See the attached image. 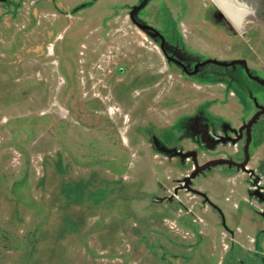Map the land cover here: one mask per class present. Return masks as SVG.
<instances>
[{"label":"rangeland","instance_id":"rangeland-1","mask_svg":"<svg viewBox=\"0 0 264 264\" xmlns=\"http://www.w3.org/2000/svg\"><path fill=\"white\" fill-rule=\"evenodd\" d=\"M237 1L0 0V264H264V0Z\"/></svg>","mask_w":264,"mask_h":264},{"label":"bare ground","instance_id":"bare-ground-1","mask_svg":"<svg viewBox=\"0 0 264 264\" xmlns=\"http://www.w3.org/2000/svg\"><path fill=\"white\" fill-rule=\"evenodd\" d=\"M237 27L245 21L248 8L237 0H215ZM228 17V18H229Z\"/></svg>","mask_w":264,"mask_h":264},{"label":"water","instance_id":"water-1","mask_svg":"<svg viewBox=\"0 0 264 264\" xmlns=\"http://www.w3.org/2000/svg\"><path fill=\"white\" fill-rule=\"evenodd\" d=\"M261 113H264V108L263 109H261V110H259L257 113H255L253 116H252V118L250 119V121L247 123V125H246V128H247V135H248V141L247 142H249L250 141V138H251V134H250V131H249V127H250V125H251V123L255 120V118L259 115V114H261ZM248 145V144H247ZM247 145L245 146V151H246V158L248 157V152H247Z\"/></svg>","mask_w":264,"mask_h":264},{"label":"flooded vegetation","instance_id":"flooded-vegetation-1","mask_svg":"<svg viewBox=\"0 0 264 264\" xmlns=\"http://www.w3.org/2000/svg\"><path fill=\"white\" fill-rule=\"evenodd\" d=\"M261 109H263V107H261L260 109L256 110L255 113H257V112H258L259 110H261ZM255 113H254V114H255ZM254 114H253V115H254ZM260 115H264V113L259 114V115L255 118V120H256ZM255 120H254V121H255ZM254 121L251 123V125L254 123ZM246 125H247V124H246ZM251 125H250V127H251ZM250 127H249V131H250ZM246 131H247V128H246ZM250 134H251V138H252V133H251V131H250ZM251 138H250V140H251Z\"/></svg>","mask_w":264,"mask_h":264}]
</instances>
